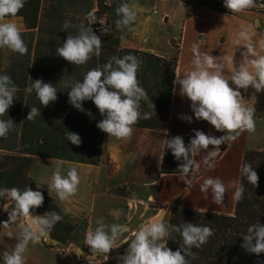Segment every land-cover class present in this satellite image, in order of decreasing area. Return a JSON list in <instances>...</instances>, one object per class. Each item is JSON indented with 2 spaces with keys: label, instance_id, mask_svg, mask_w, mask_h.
<instances>
[{
  "label": "clouds",
  "instance_id": "obj_1",
  "mask_svg": "<svg viewBox=\"0 0 264 264\" xmlns=\"http://www.w3.org/2000/svg\"><path fill=\"white\" fill-rule=\"evenodd\" d=\"M26 0H0V48L26 55L28 53L20 29L9 18L15 17L23 9ZM224 7L231 13H243L255 6V0H223ZM115 21L117 29L123 31L131 27L136 21L137 14L127 2H122L116 8ZM89 26L81 23L78 34L68 35L62 46L56 48V53L73 65H85L93 56H99L102 49L100 35L94 33L91 25L97 22L94 14L88 15ZM65 29L70 27L64 25ZM107 34V30L101 31ZM251 25H243L234 34L233 43L245 49L241 55L239 66H235L234 57L227 55L213 56L210 53L200 52L198 45H192L194 53L191 66L182 76H176L174 84L179 85V93L191 101V109L196 120L207 121L216 131L224 135L216 137L201 130H193L194 137L187 145L182 136L166 139L165 148L170 149L177 161H183L178 170L180 179L185 180L190 171L194 170V156L201 152L207 157H214L227 139H235L239 134L247 131L254 133L256 123L255 108L248 107L240 89L245 91L249 87L256 93L264 91V34L258 39ZM259 49V51L257 50ZM142 61L134 55L112 57L109 61L89 70L82 81L65 83L63 89H69V103L79 111H85L83 102L91 100L103 117L97 127L109 137L127 141L134 133V126L140 119L151 118L152 113H142L141 101L149 102L150 107L155 105L146 90L140 86L137 73ZM229 73V74H226ZM33 81V80H32ZM235 87L230 86V83ZM35 91L42 107H47L57 100V89L50 82L36 79L27 89ZM18 87L9 75H0V117L5 116L14 103ZM252 100L256 101L255 94ZM155 113V111H154ZM41 116L38 108L32 107L27 120H34ZM181 119L191 123L192 117L182 115ZM11 118L0 119V138H5L15 127ZM227 134V135H225ZM66 139L76 146H80L82 139L78 133L66 132ZM213 146V150H209ZM242 174L249 184L258 187L259 176L250 164H243ZM80 176L75 166H71L66 174L60 168L55 169L50 182L47 184L48 193H55L60 201H66L78 191ZM235 191L232 199L239 202L243 199L245 189L243 185H233ZM200 189L205 196L209 190L212 193L213 203L223 204L226 194L224 182L219 178H207ZM6 197L13 203L9 219L3 225L15 223L17 219L23 221L19 231L14 236L16 242L12 249L0 250V260L3 264H26L25 253L30 243H37L41 237L48 236L54 226L62 220L55 211L44 215H32V210L43 205L44 196L41 191L26 186L19 188H0V198ZM95 230H89L85 236V245L89 246L93 256L109 254L116 248L117 240L129 231L126 224L113 223L107 225L103 218L97 220ZM173 233L182 237V245L173 251L167 246V240ZM214 234L209 226L184 222L181 225H170L162 219H153L141 224L133 232L127 252L118 257L120 264H191L186 258L196 259L192 248L201 249ZM248 253L259 256L264 253V224L250 225L247 234L243 236L241 245Z\"/></svg>",
  "mask_w": 264,
  "mask_h": 264
},
{
  "label": "crops",
  "instance_id": "obj_2",
  "mask_svg": "<svg viewBox=\"0 0 264 264\" xmlns=\"http://www.w3.org/2000/svg\"><path fill=\"white\" fill-rule=\"evenodd\" d=\"M162 1H176L178 11H165L160 17H153L158 15L156 9L153 12L147 11L144 5L127 0L137 18L131 25L134 31L127 28L120 30V47L160 58H176L174 81L176 76H182L191 66L193 44L198 45L200 52L234 57L235 66L238 67L242 60L241 53L245 49L233 43L234 34L243 25L252 26L257 34L254 39L264 34V9L261 8L264 3L261 0H255V6L243 13L225 12L210 6L186 7L177 0ZM19 29L23 31L21 27ZM240 91L248 107L255 108V132L245 131L235 139L225 140L214 157H207L205 152L194 156L195 165L198 167H194V171L185 180L180 179V175L160 174L166 137L179 135L193 138V130H201L216 137L224 133L216 131L207 121L195 119L191 101L180 95L178 84L173 86L169 124L165 132L134 128L132 137L127 141L109 137L105 133L98 163L34 157L29 177L46 196L55 200L64 223L77 225L80 221H85L86 233L95 230L99 218H103L107 225L123 224L128 214L125 201L130 197L139 202H151L155 210L178 206L201 212L232 215L236 205V201L232 199L235 191L233 185H239L244 153L246 150L264 151L258 145V139L264 136V91L256 93L252 87L247 91ZM253 94L256 101L251 99ZM182 115L191 116L192 122L181 119ZM209 150H213V146H209ZM3 151L0 150V160L7 154ZM71 166L77 168L80 176L78 191L66 201H60L55 193L49 195L47 184L55 169L60 168L62 174H66ZM209 177L219 178L225 184L227 191L221 205L213 203L211 190L205 196L200 189L203 181ZM123 187H126L125 193L120 195L116 190ZM128 187L132 188L131 191ZM157 217L155 213L149 215L146 223ZM8 219L9 214L0 207V250L10 251L16 242L14 236L23 221L18 218L15 223L3 225ZM131 229L132 233L119 240L116 246H122L133 237L135 230L134 227ZM25 257L26 264H66L65 255L47 249L40 240L29 244ZM0 264H3L2 260Z\"/></svg>",
  "mask_w": 264,
  "mask_h": 264
},
{
  "label": "trees",
  "instance_id": "obj_3",
  "mask_svg": "<svg viewBox=\"0 0 264 264\" xmlns=\"http://www.w3.org/2000/svg\"><path fill=\"white\" fill-rule=\"evenodd\" d=\"M177 1L182 2L186 7L191 5L210 6L230 12L224 7L223 2L218 0ZM122 2H127V0H96V11L92 14L97 18V22H100L103 17L111 16L112 26L110 30H102H107V34L94 32L101 36L103 42L101 53L99 56H93L91 60L83 65V68L81 67L77 79L82 81L89 70L106 64L114 56L123 57L131 54L139 60L145 61L144 66L140 65L137 78L140 86L146 90L149 99L155 105V109L153 110L150 107L149 102L141 101L140 111L142 113H152V115L149 119H140L134 128L165 132L169 124L177 59L160 58L152 54L120 47V30L117 29L115 21L119 18L116 15V8ZM50 11L51 9L46 0H26L23 9L15 17H21L29 33H32V37L28 40V53L18 61L15 58L12 59L11 65L5 70L2 69V61L0 60V75H9L18 87L13 105L8 113L0 119H6L10 116L17 118V125L12 133L14 140H19V148L12 150L16 154L5 155L0 160V188L10 189L16 187L23 190L26 186H29L33 190H39L44 196V202L39 209L36 208L32 212L44 215L46 212L55 211L60 215V210L53 199L46 196L29 177L32 160L34 157L64 159L66 157L64 153L74 152L78 149V146L66 139V132L70 131L82 135L89 126L84 121L85 119L78 120L69 117L68 109L65 108H63L59 117L60 122L51 132L37 129L33 120L26 119L30 108H37L39 102L35 91H27L32 82L41 79L46 83H52L56 89L60 85L58 80L61 79L62 72L57 71L54 67H46L43 63L40 65L35 64L36 53L41 45L39 39L41 41V35L53 26V22L49 17ZM84 25L88 26V22ZM141 55L145 57L144 60L139 57ZM154 92L157 93V97H155ZM87 118L96 122L103 119L98 109L91 111ZM171 137L174 136H167L166 139ZM182 137L186 145L190 143L191 137ZM92 151L96 153L98 159L90 162L82 161L83 163L96 164L99 162L102 146L98 147V150L93 149ZM182 162V160L177 161L171 150L166 149L164 146L160 174L180 175L178 167ZM245 163L250 164L257 172L259 186L254 188L248 183L242 172L240 173L239 185H243L245 192L243 199L236 202L235 211L232 215L201 212L178 206L169 207L167 224L178 226L184 222H191L197 225L209 226L214 232L201 249H191L197 255L196 259H192L191 256L186 257L191 264H264V253L257 256L248 253L241 247L243 236L247 234L248 227L257 223L264 224V151L246 150L242 165ZM193 171H190V173ZM1 200L3 202L4 198H1ZM57 226L65 230L68 235L72 231V228L63 225L62 221H59ZM57 232L59 234L62 231L58 229ZM50 234L52 238L59 240L62 245L65 244L61 236L52 233V231ZM40 239L43 241L42 238ZM167 243L170 249L176 251L183 243L182 237L179 233H173Z\"/></svg>",
  "mask_w": 264,
  "mask_h": 264
},
{
  "label": "rangeland",
  "instance_id": "obj_4",
  "mask_svg": "<svg viewBox=\"0 0 264 264\" xmlns=\"http://www.w3.org/2000/svg\"><path fill=\"white\" fill-rule=\"evenodd\" d=\"M47 4L51 11L49 12V17L53 22V26L48 28L46 32L43 33L41 45L39 46L37 53L35 64L40 65L43 63L44 66L54 67L57 71L62 72L61 79L58 80L60 83L57 89V100L55 102L50 103L47 107H42L40 102L37 103V108L41 112V116H37L33 123L37 126V129L40 128L41 130H45L46 132H51V130L60 122V115L63 108L68 109V116L75 119H85L84 121L87 122L89 128L85 130L84 134H79L82 143L78 147L76 151H72L70 153H64V159L60 160H73V161H96L97 155L92 150H98L103 146V140L105 133L102 132L96 125L98 122L90 120L87 118L89 113L97 107L91 100H87L83 102V108L85 111H79L74 108L68 101V90L63 89L65 83L68 82H76L78 81V71L83 68V65H73L70 62H67L62 57H59L56 53V48L63 45L64 40L67 38L68 35H76L78 34V26L83 23L88 22V15L89 13H94L96 11V0H46ZM132 3L138 2L141 5H144L147 11L157 10L158 15H153V17H160L163 12L171 11L177 12L178 11V3L176 1L172 2H163L162 0H131ZM151 12V13H152ZM58 13V14H56ZM48 15V14H47ZM12 22L16 23L18 28H22L21 31L22 38L26 45H28L29 38L32 37V33H29L27 26L24 20L21 17L9 18ZM69 24L70 27L65 29L64 25ZM20 26V27H19ZM112 26V17H103L101 18L100 22L94 23L91 25L92 29L96 33H100L103 29L110 30ZM30 34V35H29ZM120 36V34H119ZM143 53V52H142ZM35 55V53H33ZM32 55V56H33ZM26 55H21L19 53L12 52L11 50L0 48V60L2 61V69H7L11 63L12 59L20 60L24 58ZM142 60H144L142 55L139 56ZM173 59V58H168ZM14 62V60H13ZM141 65H145V61H142ZM155 97H157V93L154 92ZM13 122L17 125V118L10 116ZM6 118L5 120H7ZM15 125V126H16ZM15 128V127H14ZM14 130V129H13ZM12 130V131H13ZM78 130V129H77ZM10 133L5 138H0V150H4L6 155H14L16 154L14 149L19 148V140L15 141L13 138V133ZM259 138V137H258ZM257 138V139H258ZM258 144L260 147L264 148V136L258 139ZM3 151V152H4ZM7 151V152H6ZM63 156V155H62ZM54 159V158H53ZM32 180V179H31ZM132 188L128 187V190L131 191ZM126 187L119 188L116 191L119 192L120 195L124 194ZM55 202V200L53 199ZM126 211L128 212L127 216L125 217V221L123 224H126L129 228V231L121 236L117 242L124 237H127L130 233H132V227L136 231L138 227L146 223L149 215L157 214L158 216L160 213L165 210L168 206L162 207L158 209H153L151 202H139L136 199L130 197L125 201ZM13 202L8 200L4 197L3 204L4 207L12 204ZM11 208V206H9ZM39 209V208H37ZM32 214L41 215L32 212ZM169 212L164 217V222L167 221V217ZM62 224L65 226H70L72 228L71 233L68 235L66 231L63 230L61 227H58L57 224L51 230L52 233H55L63 238L65 241L64 245H49L44 243L41 239L40 242L44 247L47 249H53V252L60 255H65L66 264H120L118 257L123 256L128 248L131 239L127 240L125 244L122 246H116L109 254L106 255H99V257L95 260L90 258H85L84 256L80 258H75L73 252L70 250L71 245H77L80 247L85 253H89L93 255L90 251L89 246L85 245V221H80L77 225H69L64 223L63 220ZM61 230L62 232L58 234L57 230ZM51 236V234L49 233ZM54 239V238H53ZM57 240V239H55ZM59 241V240H57ZM60 242V241H59ZM116 242V243H117ZM57 256V255H56ZM109 257V258H108Z\"/></svg>",
  "mask_w": 264,
  "mask_h": 264
},
{
  "label": "water",
  "instance_id": "obj_5",
  "mask_svg": "<svg viewBox=\"0 0 264 264\" xmlns=\"http://www.w3.org/2000/svg\"><path fill=\"white\" fill-rule=\"evenodd\" d=\"M0 207L6 212V214H10L12 208L8 207L5 208L4 204L0 198ZM169 212V207H167L165 210H163L160 215L156 218V219H164V217L166 216V214ZM33 216H35L34 214H32ZM44 241V243L49 244V245H61V243L55 239H53L49 234L48 236L45 237H41ZM70 250L73 252V255L75 258H80L82 256H84L85 258H90L92 260H95L99 257V255L93 256L89 253H85L80 247H78L77 245H71L70 246ZM109 258V257H108Z\"/></svg>",
  "mask_w": 264,
  "mask_h": 264
},
{
  "label": "built area",
  "instance_id": "obj_6",
  "mask_svg": "<svg viewBox=\"0 0 264 264\" xmlns=\"http://www.w3.org/2000/svg\"><path fill=\"white\" fill-rule=\"evenodd\" d=\"M261 1H263V3H264V0H261ZM261 8L264 9V4L261 6ZM154 13H156V11Z\"/></svg>",
  "mask_w": 264,
  "mask_h": 264
}]
</instances>
